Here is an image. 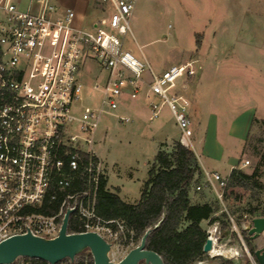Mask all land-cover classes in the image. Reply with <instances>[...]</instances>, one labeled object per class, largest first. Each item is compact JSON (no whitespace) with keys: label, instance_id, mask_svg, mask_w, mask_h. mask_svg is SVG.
I'll use <instances>...</instances> for the list:
<instances>
[{"label":"built area","instance_id":"built-area-1","mask_svg":"<svg viewBox=\"0 0 264 264\" xmlns=\"http://www.w3.org/2000/svg\"><path fill=\"white\" fill-rule=\"evenodd\" d=\"M98 1L103 15L86 27L76 23L74 10H62L54 0H28L24 7L22 0H0V243L27 233L55 238L70 211L67 233L98 234L110 245V262L119 264L141 239L124 220L106 219L96 208L100 183L107 179L96 148L101 119L114 115L125 95H143L148 121L158 120L167 107L179 142L194 151L191 101L182 90L197 70L194 61L154 71L126 45L138 0ZM88 63L103 77L86 81ZM85 91L99 93L97 106L83 102ZM117 118L131 122L127 115ZM228 177L203 168L193 187L215 196L231 226L224 232L219 220H205L210 257L219 256L222 236L237 231L225 203ZM56 201L58 211L46 213ZM31 259L11 264H35ZM82 264H94L93 256Z\"/></svg>","mask_w":264,"mask_h":264},{"label":"rangeland","instance_id":"rangeland-1","mask_svg":"<svg viewBox=\"0 0 264 264\" xmlns=\"http://www.w3.org/2000/svg\"><path fill=\"white\" fill-rule=\"evenodd\" d=\"M131 29L133 35L127 34L126 45L138 57H145L154 71L196 62L199 77L196 74L187 85V93L197 94V99L203 103L207 118L204 127L209 131L214 125L216 129V140L223 151L217 159L221 171L229 176L226 172L230 166L226 160L231 151L230 156L237 157L235 167L248 174L257 168L264 186L262 124L252 120L240 152L236 147L238 141L229 136L234 126H242L252 114L254 118L264 119V0H138ZM204 55L208 56L207 63L200 71L197 59ZM96 76L103 77V72L97 65L88 63L85 80ZM98 94L85 91L83 102L97 106ZM115 114L102 117L96 148L105 164L107 189L111 191V186L114 190V185L120 186L124 200L137 202L158 149L170 150L174 142L179 141L180 130L167 107L163 108L158 120L149 122V108L143 95L137 99L125 95ZM117 115L130 116L131 122L121 123ZM162 122L168 126L161 128L163 136L159 137L153 130ZM226 138H232L231 146ZM193 143L202 158L210 160L194 139ZM246 160L249 163L244 165ZM190 196L196 198L191 199L193 203L208 202L218 207L217 217L228 223L226 213H221L212 193L192 189ZM225 203L237 231L220 239L225 255H207L206 261L259 264L246 238H250L256 250L264 246V232L252 239L246 228L253 218L261 217L258 215L264 208V187L249 190L240 202L229 198ZM254 208L257 211L251 215L249 211ZM202 226L206 228L205 221ZM220 227L222 229L221 223ZM228 227L230 231L229 224Z\"/></svg>","mask_w":264,"mask_h":264},{"label":"trees","instance_id":"trees-1","mask_svg":"<svg viewBox=\"0 0 264 264\" xmlns=\"http://www.w3.org/2000/svg\"><path fill=\"white\" fill-rule=\"evenodd\" d=\"M258 121L264 127V119L253 118L254 123ZM200 172L195 152L175 141L170 150L159 148L157 151L136 203L122 200L117 193L107 189V179H103L97 193V211L106 219L124 220L134 229L138 239H142L150 230L146 246L157 252L164 264H196L206 261L208 256L203 248L207 233L202 222L208 219L212 222L219 220L224 232L229 231V227L227 222L214 216L218 207L208 202L191 201L190 192L199 180ZM259 176L257 168L251 174L233 168L224 189L226 200L231 198L240 202L249 190L263 188ZM58 209L59 202L56 201L44 211L53 214ZM256 211L257 208H254L249 213L254 215ZM262 215L264 208L258 216ZM246 239L250 251L254 253L250 238ZM85 257L92 258L88 250L76 256L77 264H82ZM31 260L35 264H48L41 259ZM221 264L231 263L223 261Z\"/></svg>","mask_w":264,"mask_h":264},{"label":"water","instance_id":"water-1","mask_svg":"<svg viewBox=\"0 0 264 264\" xmlns=\"http://www.w3.org/2000/svg\"><path fill=\"white\" fill-rule=\"evenodd\" d=\"M70 211L63 219L60 234L55 238H44L31 233L12 236L0 243V264H11L20 257L44 260L50 264H57L65 259L74 260L76 256L88 250L94 259V264H114L110 262L108 251L110 245L94 232L67 233ZM252 239L264 232V217H255L246 228ZM148 230L142 237L140 244L132 249L119 264H164L162 257L146 246ZM212 248L211 240L207 239L204 252ZM254 255L259 264H264V246L255 250ZM196 264H217L201 261Z\"/></svg>","mask_w":264,"mask_h":264},{"label":"crops","instance_id":"crops-1","mask_svg":"<svg viewBox=\"0 0 264 264\" xmlns=\"http://www.w3.org/2000/svg\"><path fill=\"white\" fill-rule=\"evenodd\" d=\"M28 0H22V5L27 4ZM55 3H57L61 9H66V8H70L72 10L75 11L76 13V23L86 26L91 25L95 20H97L100 16L103 15V9L104 7L99 3L98 0H54ZM207 57L206 55L198 58V64H199V70L201 71V69L203 70L204 66L207 63ZM161 72V71H159ZM199 73L198 77H199ZM199 81V79H198ZM187 89L188 86H186L182 92L190 99L191 101V108H190V116L192 119V126H193V139L194 142L198 143V145L202 148L201 150L205 153V155L207 156V158H209L210 160H206V158H202L201 154L197 151V149L194 146V152L196 154L197 160H198V164L200 169L202 170L203 168L207 169V170H211V171H216L221 173L222 175H224L225 173H223V171H221V166L220 163L217 162V159L220 158L222 156L223 151L222 150V146L217 142L216 140V129L213 128L214 125H211L210 130L208 131V129L206 127H204V125L206 126V112L204 111V107H203V103H201L198 99H197V94H189L187 93ZM148 105V103H147ZM149 115V114H148ZM252 117H250L242 126H234V128L231 129V131L229 132V136H232V138H235V140H237V152H240L243 143L245 142L246 136L248 134V131L250 129V125L252 123L253 118L255 117L254 114L251 115ZM130 117V116H129ZM131 118V117H130ZM130 123V122H129ZM167 123L162 122L159 123L157 126H155L153 133L156 134L159 137H162V131L161 128H165ZM211 124H213L211 122ZM210 135V136H208ZM232 138L229 139H225L228 142V145L231 146L230 142L232 140ZM234 147V146H233ZM159 150V149H158ZM236 152V153H237ZM231 151L228 155V160H226V162L229 163L230 168L228 169V171L226 172L227 174H230L231 170L235 167L236 165V160L237 157L236 156H230ZM148 172V170H147ZM148 175V174H147ZM225 176V175H224ZM115 190L113 189V186H111V191L117 193L122 200H124L121 196L122 193V188L119 186L114 185ZM191 198V196H190ZM140 199V198H139ZM138 199V200H139ZM193 199V198H191ZM196 199V198H195ZM193 199V201L195 200ZM125 202H128L126 200H124ZM128 203H136L135 202H128Z\"/></svg>","mask_w":264,"mask_h":264},{"label":"bare ground","instance_id":"bare-ground-1","mask_svg":"<svg viewBox=\"0 0 264 264\" xmlns=\"http://www.w3.org/2000/svg\"><path fill=\"white\" fill-rule=\"evenodd\" d=\"M227 252H228V250H227ZM215 254H216V255H219V256H223V255L226 254V251H223V248H221V249L218 250Z\"/></svg>","mask_w":264,"mask_h":264},{"label":"flooded vegetation","instance_id":"flooded-vegetation-1","mask_svg":"<svg viewBox=\"0 0 264 264\" xmlns=\"http://www.w3.org/2000/svg\"><path fill=\"white\" fill-rule=\"evenodd\" d=\"M255 252V251H254Z\"/></svg>","mask_w":264,"mask_h":264}]
</instances>
